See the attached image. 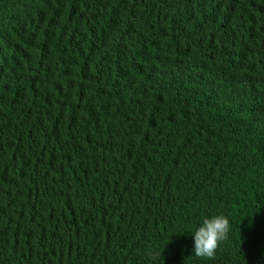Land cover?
Masks as SVG:
<instances>
[{
    "label": "trees",
    "instance_id": "16d2710c",
    "mask_svg": "<svg viewBox=\"0 0 264 264\" xmlns=\"http://www.w3.org/2000/svg\"><path fill=\"white\" fill-rule=\"evenodd\" d=\"M0 264H264V0H0Z\"/></svg>",
    "mask_w": 264,
    "mask_h": 264
},
{
    "label": "clouds",
    "instance_id": "9594fccd",
    "mask_svg": "<svg viewBox=\"0 0 264 264\" xmlns=\"http://www.w3.org/2000/svg\"><path fill=\"white\" fill-rule=\"evenodd\" d=\"M229 220L223 215L205 217L202 224L194 232V246L192 252L196 257L214 258L220 243L227 239Z\"/></svg>",
    "mask_w": 264,
    "mask_h": 264
}]
</instances>
